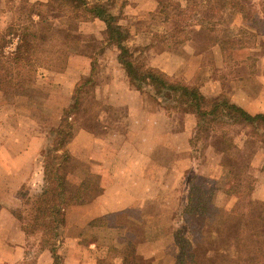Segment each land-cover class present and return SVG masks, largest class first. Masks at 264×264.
<instances>
[{"label":"trees","instance_id":"obj_1","mask_svg":"<svg viewBox=\"0 0 264 264\" xmlns=\"http://www.w3.org/2000/svg\"><path fill=\"white\" fill-rule=\"evenodd\" d=\"M155 1L161 4L158 0ZM220 1L222 6L219 12L224 9L240 14L246 12L244 0ZM1 3L2 0L0 7ZM174 11V15H169L163 7L159 14L163 18V24L173 21L172 35L178 38L175 41L177 45L190 41V29L199 28L211 36L207 49L219 45L224 54L235 50L234 43L220 40L219 23L205 20L206 16L202 19L200 14H194L190 10ZM18 12V18H25L27 24H11L5 32H0V92L6 95L27 88L32 77V61L50 71L62 73L67 70L72 55L69 48L72 36L71 33L68 34L69 28L56 24L54 14H66L78 23L98 19L106 25L104 41L87 43L86 53H79L90 58L91 76L77 85L70 108L64 111L59 126L46 138L42 152L33 163L32 175L19 192L22 202L20 209L12 211L28 238L32 239L34 233L40 232L38 238L48 245L54 264H64V259L59 255V241L60 232L66 225V210L71 206L92 202L102 195L106 185L103 182L100 187L95 188L91 180H86L77 190H70L67 182L73 170L67 145L74 136L77 124V120L69 119L73 114H78L85 99L92 96L87 89L97 86L93 76L97 74L100 63L98 56H103L106 50L118 49V64L133 90L149 94L165 114L195 117V136L193 140H189L194 153H197L195 149L199 143L197 150L200 156L205 155L210 143L220 156L239 152V148L231 140L230 132L241 123L251 125L254 136L261 134L258 136L264 137V113L250 114L231 100L228 91L206 88L205 83L192 86L182 79L169 78L151 66L145 55L151 47H131L133 37L130 27L126 25L125 3L117 9L116 4L108 0H48L33 3L24 0ZM34 17L38 20H34ZM188 19L195 22H186ZM185 33L188 36L181 37ZM170 36L171 33H167L165 37L169 40ZM12 38H17V46L14 52L7 53ZM95 133L102 136L106 132L98 130ZM198 157L195 156L194 160H198ZM263 168L260 171H264ZM232 170L234 171L230 173L234 175V181L222 190L236 198L235 205L229 212L215 203L216 192L219 190L196 184L194 177L188 180V190L179 208V213L183 216V230L187 233L174 234L177 247L175 264H264V199L254 197L257 181L251 173H235V168ZM36 171L42 173L39 185L34 183L37 178L33 174ZM94 183L99 185L100 181ZM26 209H29L28 213H35L32 226L31 222L24 221ZM30 227L33 232H29ZM208 232L216 240L222 239L219 249L206 250L201 247V237ZM112 249V252H118L116 248ZM127 249L125 253L123 250L120 252L124 264H138L135 254Z\"/></svg>","mask_w":264,"mask_h":264},{"label":"crops","instance_id":"obj_2","mask_svg":"<svg viewBox=\"0 0 264 264\" xmlns=\"http://www.w3.org/2000/svg\"><path fill=\"white\" fill-rule=\"evenodd\" d=\"M33 1L47 2L48 0ZM116 1L114 3L118 8H121L122 3H125V9L130 19V31L133 36L151 30L157 11L155 0ZM133 17L138 18L133 20ZM145 21H147L148 30L145 29ZM246 29L251 30L252 27L246 26ZM105 30L106 25L98 19L82 23L79 26V33H84L86 40H80L75 33L74 43L78 41L101 43L104 41ZM191 47L192 45H188V48ZM163 48L165 49V47ZM234 48L232 53L226 52L225 55L219 45L210 49L208 54L213 57L214 65L223 69L227 67V64H232L233 68L227 72L226 78L222 76L207 79L204 86L222 90L226 84L228 94L234 103L252 115L264 113V47L263 49H256L251 45L237 43L234 44ZM167 49H169L168 46ZM191 49L193 52H189L190 55L196 56L197 54L194 52L196 47ZM110 50L117 52L116 48ZM116 57L117 53L114 58L110 59L109 65L121 73ZM160 57L168 60L176 58L171 52H162ZM200 57L202 59L201 64L197 65L198 68L196 67L194 73L198 76V80H203L207 76L206 68L208 67H205L203 63L204 54H201ZM165 65L167 67L163 65L164 73L170 74V76L180 74L179 77L183 75L184 79L192 81V77L188 76L186 70L182 74V70L174 69V72L168 69L167 63ZM91 69L90 58L84 55H72L65 73L57 77L54 74L39 76L44 78L43 84H47L46 87L49 88L41 96L38 93L35 94L36 83L26 92H18L8 96L0 93V98H2L0 112H4L3 121L10 130L12 129L8 138H2V143H0V264H54L52 253L46 246H39L38 244L34 249V254H32L33 257H31L28 249L30 238L12 211L21 207L19 192L32 175L33 163L42 152L47 135L52 128L59 126L57 117L56 120L55 118L50 120V123L47 121L50 119L47 107L53 102H57L56 111L62 112L64 109L70 108L78 83L82 78L91 76ZM111 75L113 76V74ZM54 79L62 80V86H57L59 95L54 94ZM49 81L50 85L48 84ZM116 81L117 76L115 75L112 79L110 78V84L106 86L108 90L111 89L109 90L111 95L118 94L113 92ZM102 93L104 91L102 92L101 87L98 88L96 95ZM129 94L136 99V104H132L130 101L126 102V105L129 106L130 128L132 130L124 136V145L117 147L119 146V133L111 131L110 127L105 126L103 128L109 131L102 136L94 132L95 119L100 109L97 106L93 110L87 111L86 123H83L84 120H82V124L79 123L75 127L74 136L67 145V150L73 158L78 152L84 153L88 165V174L100 173L103 176H108V180L102 195L90 203L71 206L66 210V225L63 228L61 247L59 248L65 264H99L100 259L105 257L103 256L105 254L104 246L100 244L102 239L100 235L106 236L110 233L115 236L120 233L117 227H107L104 222L105 219L119 216L126 211H132L133 219L139 217V221L145 224V243L139 246V252L136 253L138 262H143L145 259L150 261V264H156L157 260V264H174L176 244L173 235L168 236L166 240L169 251L163 253L161 245L157 241L162 239L159 238L160 235L154 233L151 225L163 222L162 217L169 214L172 216L180 208V194L170 183V178L172 175L175 176L176 172L181 181L193 167L188 134L193 131L194 127L192 131H189L186 125L182 133L168 136L167 134H156L151 137L149 130L155 125L152 123L154 114L144 112L142 104L144 99L140 92L129 91ZM25 96L28 97V104ZM59 97L61 101L66 100V102L60 103ZM12 105L15 106L12 108ZM9 108H12V111ZM8 112L16 114V120L19 123H15L16 120L9 117ZM137 112H143L147 119L141 122L136 121ZM145 117L143 116V118ZM0 127H2L1 122ZM113 127L117 128L115 125ZM172 138L180 139V144L172 146L168 142ZM145 140H149L146 148L143 147ZM127 146L135 150L129 156L124 153ZM160 147L177 150L171 158L172 163L169 160H156L153 153L156 148ZM257 174L253 195L257 199H264V171L259 170ZM41 176L40 171L33 174V177L37 179ZM165 192L178 193L176 196L178 200L174 204L164 203ZM219 194L221 195L217 196L216 202L218 203V199L221 202L217 205L226 211H230L235 205L236 198L224 192ZM208 237L219 242L212 235ZM84 239L87 242L85 245ZM160 256H165L166 260H159ZM117 261L115 259L114 264H122L121 261L120 263Z\"/></svg>","mask_w":264,"mask_h":264},{"label":"rangeland","instance_id":"obj_3","mask_svg":"<svg viewBox=\"0 0 264 264\" xmlns=\"http://www.w3.org/2000/svg\"><path fill=\"white\" fill-rule=\"evenodd\" d=\"M22 1L24 0H2L1 7H0V32H5V30L11 25L16 24L18 26L19 24L23 25L27 24V20L23 17H19V9L22 5ZM29 2H34L33 0H26ZM111 2H117L116 0H108ZM161 2V4L155 2L156 5V15L154 16L155 19L152 22L151 30L141 32L136 35H132V32L130 31L131 36L133 37L130 46L132 47H138V48H150L151 49L145 54L150 61V64L155 69L162 72L164 75L168 76L169 78H175V79H182L186 83L192 86H200L203 85L204 81L207 79L210 80L213 77H222L226 78V75L228 74V71H231L233 66L232 64H227V67H224L223 69L218 68L216 65L213 64L212 58L210 56L209 51L210 49H207V46L209 45V41L211 39L210 34H207L205 32H202L199 28L196 29H190L189 34L191 35V40L184 43L177 45L176 42L178 38L176 39L175 35L173 34L174 31V25L173 21L167 22L165 24L162 23V16L159 14V10L164 7V10L167 12V14H175L174 10L177 9H184V10H190L194 12V14H200L201 18L203 19L204 16H206L205 20L207 21H213L217 22L220 25L218 26V34L220 37V40L225 41L229 44H247L251 45V47H254L256 49H263L264 47V0H244V5L246 6V12L245 14H240L235 11L231 10H223L220 11V8L222 6V2L220 0H158ZM36 2V1H35ZM38 2V1H37ZM115 4V3H114ZM117 9L118 6H116ZM22 11V9H21ZM25 11V10H24ZM169 12V13H168ZM125 14L127 17L126 25L130 27V19L128 17V13L125 9ZM212 15V17H211ZM164 16V15H163ZM215 18H214V17ZM248 16V17H247ZM55 22L58 26L69 28V33H71L72 41L70 43L69 41V48L72 53V55H79L80 52L86 53V44H94L96 42H82L78 41L76 43L74 38H76L75 33H77V38H80V40H86V36L79 33V26L82 23H78L77 21H73L68 17L66 14L58 13L54 14ZM23 18V19H22ZM138 17H133V20L137 19ZM212 19V20H211ZM34 20H38L37 17H34ZM251 20V22L249 21ZM194 23V20H186V22ZM145 29L148 30L147 21H145ZM246 26L252 27L251 30L246 29ZM257 33H256V32ZM167 33H171L170 41L166 39L165 36H167ZM79 34V35H78ZM188 36L187 33L184 35H181V37ZM10 39V38H9ZM11 44L8 45L6 52H14L17 46V38H12ZM176 41V42H175ZM83 44V46H82ZM188 45H192V47H196L195 54L196 56H191L189 52H193L191 48H188ZM167 46L169 49H167ZM165 47V49L163 48ZM113 49V48H111ZM117 49V48H116ZM113 52V53H112ZM162 52H171L176 58L171 59H162L160 57ZM117 57L119 55V51L117 49ZM116 53L110 49L106 50L103 56H98V59L100 60L99 67L97 69V74L93 76L94 83L97 84L96 87L90 86L89 90L92 94L91 97H87L85 101L82 103V107L80 109V112L78 114H73L72 118L69 120H77L76 126L86 123V113L87 111L93 110L94 107H99L98 116L95 119L94 123V132L100 130L103 132H108L107 130H104L103 128L110 127L109 129L111 131H116L119 133L118 135V143L119 146L124 145V136L126 133L130 130L131 121L129 117V106L126 105V102L130 101L132 104H136V99L133 98L129 94V91H135L131 88L129 85V82L126 78V75L122 71L121 67V73L119 70H114L109 65L110 59L116 56ZM204 54L203 63L206 68V74L207 76L201 80L197 79L198 76L194 73L196 70L197 65L201 64V57L200 55ZM71 55V56H72ZM225 55V54H224ZM116 57V60H117ZM180 57V59H179ZM182 58V59H181ZM168 64V69L171 71L176 70H182L184 74V71L188 74V76L192 77V81L184 79L183 75L180 77L177 75L170 76L167 73L163 72V65L167 67L165 64ZM31 73L32 77L29 81V84L27 88L24 91L26 92L30 87L36 83V89L35 94L42 95L43 92L47 90L48 87H46L47 84H43V79L40 78V75L44 74H54V76H59L60 74L65 73L66 71L62 73L54 72L47 70L45 68H41L38 65H36L33 61L31 63ZM117 76L116 85L114 86V93H118L116 95L109 94V90L106 87L110 84V78L112 79L114 75ZM113 74V76L111 75ZM178 76V77H177ZM48 77V76H47ZM55 77V78H56ZM183 77V78H182ZM86 80L85 78H82L80 80ZM38 81V82H37ZM54 94H58L59 91L57 90V86H62V80L61 79H54ZM65 82V81H64ZM79 82V83H80ZM78 83V84H79ZM50 85V81L48 83ZM101 87L102 94H97V89ZM49 89V88H48ZM107 90V91H106ZM129 90V91H128ZM223 91H228V87L226 84L222 87ZM118 91V92H116ZM1 93V92H0ZM18 93V92H16ZM14 93V94H16ZM75 93V92H74ZM14 94H8V95H14ZM4 96H8L6 94H3ZM59 95V94H58ZM75 95V94H74ZM99 95V96H98ZM142 97L144 99L143 108L144 112L153 113L154 117L152 118V123H155L152 129L150 131V135H158V134H167L173 135L175 133H182L185 130V126H188V130L192 131V128L194 127L193 131L188 134V140H193L195 136V128H196V119L194 116H185V115H176L171 113L165 114L166 112H163L162 109L157 105V103L154 101V99L147 93L142 94ZM33 97V95H31ZM75 97V96H74ZM72 98V100L74 99ZM26 103L28 104V97L25 96ZM64 98V97H63ZM135 99V100H134ZM71 100V101H72ZM10 101V100H9ZM7 101L8 103H10ZM60 103L66 102V100H62L59 97ZM2 102V98H0V105ZM88 104H87V103ZM5 103V102H4ZM11 104V103H10ZM9 106V105H8ZM7 106V111H8ZM15 105H12L13 108ZM12 108H9L10 111H12ZM58 108L57 102H53L52 105H49L47 107L48 115L50 116V119L47 120L50 123V120L54 119L57 121L58 124H60L61 118L63 116L64 111L59 112L56 111ZM9 117H12L16 120V114H10L8 112ZM170 115V116H169ZM145 117L144 113H139L135 115L136 121H143L144 119H147ZM5 118L4 112H0V122L2 123V127H0V143H2V138L7 137L9 133L12 131L10 128H8V125L3 121ZM4 122V123H3ZM15 123H19L18 120H16ZM11 123V124H15ZM117 123V124H116ZM53 124V122H51ZM113 125L117 126L113 127ZM75 126V127H76ZM74 127V129H75ZM57 127H54L51 129H56ZM216 129V128H215ZM49 132V134L51 133ZM254 128L247 124V123H241L239 125H236L233 129H231L230 137L231 140L236 144V146L239 148V152L235 151L234 153H231L228 156H220L216 152V148L214 145H209L205 155H199V151L197 150L200 147V143L196 146L197 153H194L192 150V146L190 145V157L192 159L193 167L192 169L185 175V177L180 181L179 177L176 175H172L170 178V183L174 188H176V191L180 194L179 200L180 203L183 199V197L186 195L188 190V180L192 177H194V182L198 185H202L204 187L212 188L219 190L216 192L215 197V203L220 204V199L217 201V196L221 195L219 193L223 192L222 190L226 189L229 184H231L234 181V175L230 173L232 168H235V173L246 172L251 173L254 178L258 175V171L261 170L264 167V137H259L261 134H257V136L253 135ZM48 134V135H49ZM47 135V137H48ZM122 135V136H121ZM259 135V136H258ZM264 136V135H262ZM150 140V138H149ZM149 140L144 141L143 147L146 148V144L149 142ZM215 141V140H214ZM213 141V142H214ZM171 145L175 146L176 144H180V139H174L172 138L170 141ZM45 144V143H44ZM133 145V144H132ZM148 147V146H147ZM171 149V150H170ZM68 151V150H67ZM134 149L130 146H127L124 150V153L129 156V154L134 153ZM69 152V151H68ZM177 152L176 149L173 148H156L154 150V157L156 160L160 159L162 160H169L171 162V158L173 154ZM70 154V153H69ZM132 156V155H131ZM195 156H199L198 160H194ZM72 160V167L73 170L70 173V175L67 178L68 187L70 190H77L78 187L83 183L86 182V180L92 182V185L95 188L100 187L101 184L106 183L108 180V176H103L100 173H94V174H88V165L86 164V156L83 152H78V154L75 155L73 158L71 156ZM176 158V156H175ZM172 163V162H171ZM173 166V165H172ZM173 169V168H172ZM264 169V168H263ZM32 170V169H31ZM95 181L99 182L100 184L95 185ZM41 182V178L35 179L34 183L35 185H39ZM177 186V187H176ZM168 190V189H167ZM178 193L175 192L168 193L165 192L163 196V202L168 204H174L178 199L176 196H178ZM219 208L226 211L224 208H222L220 205H217ZM179 210H176L175 213L172 214V216L169 214L165 217H162L161 223H156L151 225L152 229L154 230V233L157 235H160L159 241L162 252L167 253L168 245H167V239L168 236H172L174 238L175 233H179L180 235L186 234L185 229L183 230L184 222L182 221L183 216L179 213ZM29 209H26V212H24V221L25 223H29L33 221V215L34 212H29ZM134 214L132 211H126L122 213L119 216H112L106 218L104 221L106 223L107 227H117L119 229L120 233H117V235L113 236L110 233H108L106 236L100 235L102 238L100 240V244L104 246L105 249V256L103 259H100L99 264H114V260H118L117 262L124 264V258L123 255H121V251L123 252L128 248L129 250H132V253L135 254V261H137L138 264H150V261H146L143 259V262H138L136 259V253L139 252V246L143 243H145V233L144 228L145 224L139 221V217L133 219ZM172 217V218H171ZM170 222H169V221ZM172 220V223H171ZM32 226V222H31ZM33 228H29V232H33ZM31 230V231H30ZM63 229L61 230L60 234L62 237ZM86 232V231H85ZM36 235V236H35ZM86 235V234H85ZM211 235V232H208L206 234H203L201 237V247L206 250H217L223 243L222 239L219 240V242L215 241L213 238L208 237ZM92 236V235H91ZM207 236V237H205ZM38 237H40V232L34 233V236L32 235L29 241H28V249L29 253L31 254V257H33L32 254H34L35 247L39 244V246H46L48 245L40 240ZM175 240V238H174ZM61 238L59 241V248L61 247ZM84 245L86 242V239H84ZM112 248H116L118 250L117 253L112 252ZM127 249V250H128ZM122 252V253H123ZM125 253V252H124ZM176 253H177V247L175 249V260L174 264L176 262ZM60 255V252H59ZM62 258L63 256L60 255ZM141 257V256H140ZM165 256H160L159 260L165 259ZM203 259V256H201ZM64 259V258H63ZM142 259V258H141ZM166 260V259H165ZM210 260V258H209ZM167 262V261H165ZM158 263V260H157ZM156 263V264H157ZM65 264V263H64ZM116 264V263H115ZM118 264V263H117ZM130 264V263H128ZM160 264V263H159Z\"/></svg>","mask_w":264,"mask_h":264}]
</instances>
